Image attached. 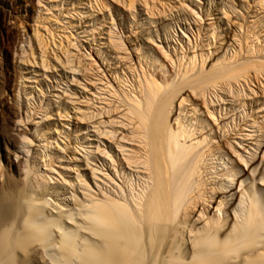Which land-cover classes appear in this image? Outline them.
<instances>
[{"label":"bare ground","instance_id":"1","mask_svg":"<svg viewBox=\"0 0 264 264\" xmlns=\"http://www.w3.org/2000/svg\"><path fill=\"white\" fill-rule=\"evenodd\" d=\"M256 5L264 8V0ZM144 7L152 6L144 1ZM261 19L250 20L245 44L238 39L228 56L238 35L218 34V48L227 39L224 56L211 64L214 50L187 53L184 44L175 55L161 49L160 58L135 64L120 55L124 44L109 27L105 42L122 76L115 70L120 94L104 89L120 99L119 128L93 127L122 157L103 149L99 166L88 147L76 145L73 154L84 152L92 181L75 187L65 177L51 185L53 160L37 150L32 176L27 169L19 182L0 186V264H264V168L258 172L264 125L254 119L243 132L234 117L236 105L256 93L254 79L264 81V46L253 31ZM201 33L197 28L192 48L203 46ZM25 42L20 55L35 62L30 38ZM38 47L40 67L49 68ZM54 60L69 62L55 51ZM110 102L103 105L107 113Z\"/></svg>","mask_w":264,"mask_h":264},{"label":"rangeland","instance_id":"2","mask_svg":"<svg viewBox=\"0 0 264 264\" xmlns=\"http://www.w3.org/2000/svg\"><path fill=\"white\" fill-rule=\"evenodd\" d=\"M144 1L151 4L149 10L144 7ZM258 1L103 0L106 5L103 7L100 0H0V186L19 182L27 169L32 176L34 159L40 162L37 150L50 155L45 157L47 161L53 160L51 185L62 182L65 177L71 181L69 185L75 187L84 180L92 181L91 165L82 161L86 159L84 152L79 150L73 154L76 145L88 147L86 150H90L89 157L94 161L90 162L99 166L102 165L103 149L110 150L117 158L122 157L110 140L97 134L93 127L100 125L107 131L119 128L120 99L104 89H115L120 94L121 83L115 70L122 76L116 55L105 42L109 27L112 38L119 45L124 44L120 45V55L135 64L138 60L145 63L147 57L160 58L161 49L175 55L174 48L181 52L183 44L187 53L214 50L207 62L212 63L224 56L222 47L227 39L222 40L221 48H218V34L234 32L238 35L235 42H229L233 45L228 47V56L232 48H239L238 39L245 44V27L253 19L259 21L262 18L260 27L253 31H260L259 41L264 46V8L256 5ZM127 3L132 4L129 7ZM197 28L202 31L203 46L198 39L199 46L192 48ZM36 34L40 38L39 44ZM28 38L35 52V62L33 57L27 61L26 55H20V44L27 47L25 40ZM215 39L217 44H213ZM252 40L256 42L253 37ZM60 42L62 45H58ZM38 45L43 57L48 59L49 68L40 67ZM58 46L67 52L66 56ZM54 51L69 62L63 66L56 63ZM206 68L209 70L210 67ZM195 71L196 75L201 72L200 69ZM87 77L98 88L92 87ZM252 87L256 93L248 95L243 100L245 106L236 105L234 111L237 128L245 129L243 132L250 128L248 121L255 119L264 125V81L260 85L254 79ZM109 101L111 110L107 113L103 105ZM76 107H81L83 112H78ZM67 110L69 116H64ZM84 113L87 117L91 114L87 120L81 119ZM81 129L87 133L82 134ZM48 141L51 146L43 148ZM87 141L92 142V147L86 144ZM251 142L246 141V145ZM261 150L264 152V139ZM68 164L72 167L66 171L64 168ZM261 167L264 168V161L258 172ZM78 190L80 193L81 189Z\"/></svg>","mask_w":264,"mask_h":264}]
</instances>
